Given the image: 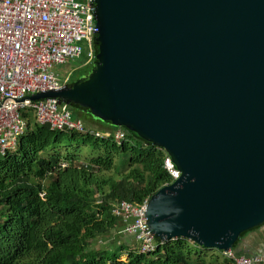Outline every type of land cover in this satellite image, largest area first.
Instances as JSON below:
<instances>
[{"label": "water", "instance_id": "1", "mask_svg": "<svg viewBox=\"0 0 264 264\" xmlns=\"http://www.w3.org/2000/svg\"><path fill=\"white\" fill-rule=\"evenodd\" d=\"M93 2L92 70L30 100L163 150L180 175L147 201L151 234L232 250L264 226V0Z\"/></svg>", "mask_w": 264, "mask_h": 264}, {"label": "trees", "instance_id": "2", "mask_svg": "<svg viewBox=\"0 0 264 264\" xmlns=\"http://www.w3.org/2000/svg\"><path fill=\"white\" fill-rule=\"evenodd\" d=\"M79 77H70L69 86ZM69 109L79 120L72 110H82ZM21 117L23 134L14 151L0 157V264H232L223 253L183 238L155 239L157 248L147 255L138 253L129 235L96 248L99 238L119 232L112 213L117 205H140L171 184L165 152L123 127L102 123L109 136L97 137L84 125V134L51 130L37 124L31 110ZM116 129L125 133L120 145L113 141ZM81 148L90 157L81 159ZM240 240L232 251L244 255L236 251Z\"/></svg>", "mask_w": 264, "mask_h": 264}, {"label": "built area", "instance_id": "3", "mask_svg": "<svg viewBox=\"0 0 264 264\" xmlns=\"http://www.w3.org/2000/svg\"><path fill=\"white\" fill-rule=\"evenodd\" d=\"M93 0H0V157L14 151L25 130L21 114L31 110L34 121L51 130L84 134L79 120H73L69 106L55 98L38 101L30 97L58 92L69 85L70 75L60 78L54 71L84 54L85 63L95 61L98 27L94 22ZM97 137L109 132L96 131ZM125 140L121 129L113 132V141ZM163 167L172 179L180 173L165 153ZM171 182V183H172ZM121 202L112 213L124 225L123 235L132 236L140 254L157 248L147 226L146 205ZM232 264H264L262 254L237 255L224 252Z\"/></svg>", "mask_w": 264, "mask_h": 264}, {"label": "rangeland", "instance_id": "4", "mask_svg": "<svg viewBox=\"0 0 264 264\" xmlns=\"http://www.w3.org/2000/svg\"><path fill=\"white\" fill-rule=\"evenodd\" d=\"M84 54H82L78 59L74 60V61H70L62 66L59 67H55L54 71L55 73L60 77V78H64V76L66 75H70V77H72L73 79H77L80 75H85L88 71L90 72L93 68V65L91 66V64H86L85 63V58H84ZM91 66V67H90ZM89 74V73H88ZM80 79L83 78L82 76L79 77ZM72 113L75 117H77L82 124L89 129H101V131L106 130L103 127V124L101 122H99L98 120L92 118L91 116L79 111V110H72ZM58 152L60 154H63L66 152V150L64 149H59ZM80 158L84 159V158H88L90 157V153L88 152V150L81 148V152L79 153ZM94 156V155H93ZM123 237H127L126 235H123L119 232H114V233H107L104 236H102L101 238H99V240L96 242L95 247L99 248H108L113 246L116 243H119V241H121V239ZM123 260V258L121 259Z\"/></svg>", "mask_w": 264, "mask_h": 264}, {"label": "crops", "instance_id": "5", "mask_svg": "<svg viewBox=\"0 0 264 264\" xmlns=\"http://www.w3.org/2000/svg\"><path fill=\"white\" fill-rule=\"evenodd\" d=\"M101 129L99 130L95 129V131L101 132ZM118 220L121 225L118 230L119 233H121L124 225L120 219ZM127 240L130 241V244L132 246L137 247V243L135 242L133 237H128ZM236 251L239 253H243L244 255L247 256H251L254 254H262L264 256V226L258 228L255 231L248 233L244 238H242L239 241V245Z\"/></svg>", "mask_w": 264, "mask_h": 264}]
</instances>
